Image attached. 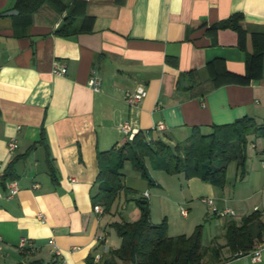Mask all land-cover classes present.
Wrapping results in <instances>:
<instances>
[{
    "label": "crops",
    "instance_id": "obj_1",
    "mask_svg": "<svg viewBox=\"0 0 264 264\" xmlns=\"http://www.w3.org/2000/svg\"><path fill=\"white\" fill-rule=\"evenodd\" d=\"M16 1L0 0L1 264L33 259L88 264L96 255L103 262L120 245L119 237L118 245L112 244L109 210L94 212L92 197L97 152L128 141L123 123L136 133L150 130L147 138L171 146L184 141L192 127L208 133L214 125L242 117L264 125V78L240 81L247 52L256 49L251 33L264 32V0H63L64 11L46 3L30 17L2 15L17 10ZM66 12L75 14L73 33L58 36L55 30ZM234 13L243 16L244 35L229 28L211 30ZM259 41L264 51V35ZM55 64L66 73L54 74ZM94 73L100 77L98 90L88 84ZM138 85L146 95L129 106L125 92ZM158 122L163 130L154 129ZM11 138L17 143L13 153L7 148ZM247 139L246 161L251 148L259 162L264 160V136L252 133ZM146 162L152 183L133 179L123 193L137 188L150 202L164 199L166 176L154 175L156 169ZM11 163L14 178L2 181ZM252 171L259 174L260 188L252 211L259 210L264 222L261 162L247 168L242 180L248 181ZM179 175L191 196H212L217 207L235 211V216L211 214L220 230L243 216L225 192ZM11 182L17 191L10 196ZM22 237L37 250L20 252ZM54 246L60 255L53 253ZM257 246L260 259L253 260L249 253ZM226 249L220 251L225 260L217 264H264V242L243 255ZM203 263L214 264L207 257Z\"/></svg>",
    "mask_w": 264,
    "mask_h": 264
},
{
    "label": "trees",
    "instance_id": "obj_2",
    "mask_svg": "<svg viewBox=\"0 0 264 264\" xmlns=\"http://www.w3.org/2000/svg\"><path fill=\"white\" fill-rule=\"evenodd\" d=\"M46 3L60 11L67 9L63 0H17L16 8L19 15L30 17ZM74 15L71 12L65 13L55 30L56 35L64 37L73 33L71 27ZM242 18L241 13L231 14L212 25L211 30L229 28L244 35L245 31L240 26ZM263 35L264 32L251 33L252 44L256 49L247 52L246 73L241 77V82L264 78V51L258 49L261 46L259 38ZM252 133L264 136V125H256L250 117L214 125L208 133L201 132L198 127H192L187 138L173 146L159 138H147L151 135L150 130L145 134L138 131L132 140L97 152L99 172L92 203H100L104 206V211H108L119 194L126 193L122 173L126 162H129L133 170L148 183H152L153 178L146 160L153 169L163 170L168 174L182 173L186 179L197 177L222 188L226 181L227 165L231 161H236L239 176H244L247 136ZM9 178H14L12 163L8 165L1 180ZM135 204L139 210L136 220L110 223L120 239V245L109 251V256L103 260L105 264H202L206 257L217 264L225 260L220 256L219 247L202 244L201 224L195 226L190 235L170 236L165 219L160 223H152L150 220L149 202L146 198L135 199ZM261 216L259 210H253L238 221L229 220L224 226L225 243L221 247H226L232 253L248 254L264 234ZM14 264H43V260L33 259Z\"/></svg>",
    "mask_w": 264,
    "mask_h": 264
},
{
    "label": "rangeland",
    "instance_id": "obj_3",
    "mask_svg": "<svg viewBox=\"0 0 264 264\" xmlns=\"http://www.w3.org/2000/svg\"><path fill=\"white\" fill-rule=\"evenodd\" d=\"M248 150V158L245 162L246 169L248 168L253 170V167L258 166L261 161L259 162L255 157V151L253 148ZM149 171L152 172L151 169ZM239 172L240 171L236 170L235 168V162L231 161L226 169V181L222 187L223 189L220 187L216 188L220 194L225 192L224 195L230 197L231 199L233 198V203H231V205L237 211H243V214L241 215H244V213L252 212V207L254 204H259V174L257 171H252L248 181H245L239 176ZM122 173L125 185H129V183L134 181L133 179L138 180L137 182H147L145 179L140 177L136 171L133 170L129 162L125 163ZM160 174L166 176H163L165 179L167 178V180H163L167 195L161 200L155 199L153 196H151V198L153 197L152 202H150V198H146L149 202L150 220L153 223H160L165 219L167 223V233L172 236L180 234L190 235L194 231L195 226L201 224L202 244L204 246L214 245L219 247V249H222L221 246H223L225 243L223 236L224 231H222V229L220 230V227L216 225L217 223L215 219L210 217L212 212L210 208L201 201V198H211L214 202V205L217 206L216 200L212 196H191L186 189L185 181L182 175L168 174L165 171L156 169L154 175L158 176ZM262 176L264 177V174ZM263 177L260 179L262 180ZM255 178H258V182L255 181ZM141 196L143 197L141 190H138L137 188H134V191H129L127 194L123 192L120 193L109 209L107 218L112 220V222L134 221L137 219L136 213H138L135 199H139ZM263 206H260V208L262 209ZM181 207L188 208V215L186 217H183L180 214ZM239 216L237 215L235 218L238 220ZM110 233L111 239L114 240L112 242L113 246L118 245L119 239L112 227ZM214 236L216 237L211 240ZM263 238L264 234L262 235V239ZM262 239L260 241H262ZM228 250L229 249H226V251ZM44 263L46 264L47 262Z\"/></svg>",
    "mask_w": 264,
    "mask_h": 264
},
{
    "label": "built area",
    "instance_id": "obj_4",
    "mask_svg": "<svg viewBox=\"0 0 264 264\" xmlns=\"http://www.w3.org/2000/svg\"><path fill=\"white\" fill-rule=\"evenodd\" d=\"M53 73L56 75H64L66 73V68L63 66H59V65L55 64L54 68H53ZM88 84L94 90H98L99 86H100V77L96 73H94L91 76V78L89 79ZM145 95H146L145 87L143 85H138V86H136L135 89H133L131 91H126L124 99L129 106H135L143 99V97ZM121 129L124 132V134L126 135L128 141L132 140L134 135L136 134V130L130 128L128 123H123L121 126ZM154 129L155 130H163L164 129L163 122H158L154 126ZM16 147H17V143H16V140L14 138H11L10 140H8L7 148H8L9 152L13 153L14 150L16 149ZM261 168L264 171V160L261 161ZM16 191H17V186H16L15 182H11L10 183V196L13 195L14 193H16ZM201 201L203 203H205L210 208L212 214H215L219 217L235 216L236 215L235 211L231 208H228V207L219 208V207L215 206L214 202L211 198L203 197V198H201ZM93 210H94V212L101 214L104 212V206L100 203L94 204ZM180 213L182 216H186L187 210L185 208H181ZM1 241H2V238L0 236V242ZM52 242L53 241L51 240L50 243H52ZM261 242H264V238L262 239ZM17 248L22 253H32V252L37 250V247L32 242H30L29 240H27L26 238H23V237L20 238V240L18 241ZM260 250H261V246H257L251 253H249L253 260H259L260 259ZM52 251L55 255H60V251L56 246H54ZM236 255H242V253L238 252V253H236ZM58 264H71V263H69L65 259H61L58 262ZM88 264H105V263L102 262L101 257L99 255H96L91 260V262Z\"/></svg>",
    "mask_w": 264,
    "mask_h": 264
},
{
    "label": "water",
    "instance_id": "obj_5",
    "mask_svg": "<svg viewBox=\"0 0 264 264\" xmlns=\"http://www.w3.org/2000/svg\"><path fill=\"white\" fill-rule=\"evenodd\" d=\"M18 11L13 9V10H8L2 13V15H13V14H17Z\"/></svg>",
    "mask_w": 264,
    "mask_h": 264
}]
</instances>
